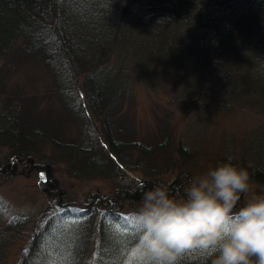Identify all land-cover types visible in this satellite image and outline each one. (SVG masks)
<instances>
[{"label":"trees","instance_id":"1","mask_svg":"<svg viewBox=\"0 0 264 264\" xmlns=\"http://www.w3.org/2000/svg\"><path fill=\"white\" fill-rule=\"evenodd\" d=\"M231 45L239 50L232 51ZM241 46H247L250 55L246 67L235 71ZM14 51L17 53L13 54ZM220 52L221 56L236 54L231 58L233 62L229 66H232L225 67L228 74L214 72V67L222 61H216ZM121 62L126 64L119 68ZM20 63L43 68L53 79L60 98L54 97L64 102L66 109L81 121L80 129L90 135L95 129L100 137L99 151L84 147L79 150L78 145L54 139L56 148L64 149L70 156L82 153L86 157L83 163L86 174L88 170L98 177L116 178L123 195L116 196L113 202L95 201L81 209L60 203L57 206L60 212L32 237L17 264H91L93 255L94 262L103 260L104 248L122 247V263L133 261L132 253L137 250L139 241L137 211L124 212L122 202L142 201L143 193L152 189L129 175L142 173L141 165L156 158L158 162H150L154 169L143 172L144 177L140 178L155 180L166 168L167 164L162 162L168 154L165 152L170 150L162 152L163 159L157 158L160 152L148 149V144L133 141L123 128L130 126L128 114L125 115L132 100L130 82L134 78L131 76L135 75L149 89H158L165 80L154 77L157 66L164 68L162 72L178 71L168 109L172 112L173 108L184 120L195 115L198 109L212 111V119L221 113H233L242 106L255 112L259 109L261 121L253 127V139H241L242 143L255 140L256 148L252 153L249 149L245 153L227 146L224 157L217 150L215 154L219 158L213 159L218 165L231 157L232 164L248 169L250 182L264 188V0H0V153L8 154L4 156L5 164L0 166V175L9 174L19 160L27 164L33 162V153L22 143V135L42 136L31 129L24 132L19 124L22 106L15 102L11 107L3 104L5 84L1 70L11 71ZM251 74L254 79L250 80L256 82L257 87L248 92L245 86L253 85L243 82L251 78ZM118 75L119 78L113 80ZM155 79L160 83L156 84ZM235 83L240 85L239 96L233 86ZM190 99L193 101L189 103ZM95 116L113 118V127L108 128L107 119L104 135H101V121L91 122ZM87 137L84 136V144L89 145L91 137ZM209 137L208 128L202 141ZM183 140L184 136L179 148L182 155L190 148ZM195 142L203 148L212 146L210 142L191 141ZM37 166L42 174L47 170L45 164L39 162ZM186 171L179 169L178 177L170 184L171 191L181 194L183 199L185 195L181 191L186 190H182L188 176ZM241 206L244 205L239 201L237 210ZM4 213L0 204V225ZM12 222L9 220V224ZM2 235L0 231V240ZM64 243L66 248L63 249ZM6 248L7 243L2 254ZM212 255V252L194 250L186 253L179 264H210Z\"/></svg>","mask_w":264,"mask_h":264},{"label":"rangeland","instance_id":"2","mask_svg":"<svg viewBox=\"0 0 264 264\" xmlns=\"http://www.w3.org/2000/svg\"><path fill=\"white\" fill-rule=\"evenodd\" d=\"M240 51V60L234 65L235 71L238 68L246 67L250 55L247 46H241ZM14 53L16 54L17 51H14ZM235 55L233 52L221 56L220 52L218 55L220 57L217 56L216 61H222L214 67V72L217 70L228 74L225 67L232 66H229V64L233 62L231 58ZM133 61L134 66L137 67L138 64L135 59ZM125 64L126 62H121L119 68L124 67ZM161 69L164 70V68L157 66L154 75L157 79L165 80L158 89H149L137 80L135 75L131 76V78H134L130 82L132 90L130 99L132 100L129 106H125L127 108L125 116L127 117L128 114L130 126L124 125L123 129L133 141L148 144V149L160 152L157 158L161 157L163 159L162 152L169 148L170 151L165 152L168 154L165 161L162 162L167 166L159 176L154 178L155 180H140L144 177L143 172H151L154 169L150 162H158L155 158V160H148V163L144 166L139 164L142 173L137 172L129 176L138 179L140 184H146L145 187L151 189L154 186H166L170 195L179 201L183 200L182 195L173 193L170 188L171 182L173 184L178 177V170L181 169L183 172L187 170L188 176L185 179V185L182 187V190H184L188 187L192 178L205 174L209 169L217 166L213 159L214 157L219 158L218 154H215L217 150L220 151L219 155L221 157L225 156L227 151L223 152L227 150V146L236 150L241 149L245 153L249 149L252 153V150L256 148L255 140L242 143L241 139L244 137L253 139L255 131L253 127L261 119L258 118L260 117L258 114L259 109L255 108L258 111L255 112L249 107L242 106L235 109L233 113H221L213 119L211 118L212 111H199L198 109L195 115H189L184 120L173 108L172 112H169L168 109V104L176 87L173 82H175L178 71L171 69L169 72H162ZM119 75L114 77L113 80L118 79ZM238 77L240 76L238 75ZM1 79L5 84L4 93L8 94L6 96L2 93L3 104L6 107H11V103L15 102L22 106L25 118L21 114L19 124L23 126L24 132L31 129L34 133L39 131L42 135L41 138H37L36 134L35 136L22 135L24 139L22 143L28 146V151L33 153V157H31L33 162L27 164V161L22 162L19 160L9 174L1 173L0 175V204L5 209L4 220L0 225V231L4 235H2L0 243L4 242L5 245L7 243L5 254H2L5 245H0V264H17L21 260L25 247L32 242V237L48 223L54 214L57 215L60 212L57 207L60 203L76 206L77 209L86 208L89 204H95V201L98 203H103L105 199L109 200L108 202L115 201L116 196L122 197L123 189L119 191V182L115 180L116 178L109 180L107 179L108 176H106L107 178L98 177L96 174L89 173L88 170L86 174L83 164L86 157L82 153H73V156H70L64 153V149L59 150L56 148L53 142L54 139L78 145L79 150L84 147L92 152L95 149L99 151L100 145H98V142L100 137L96 135V130L92 126L91 128L95 132L92 135L80 129L81 121L77 120L78 118L72 114L73 112L66 109L64 102L58 101L54 97V95L59 97L58 91L55 88L53 79L48 77L43 68L34 66L31 63H20L11 71L8 68H3ZM157 79L154 80L156 84L160 83V80ZM250 79H254L252 74L251 78H245V82H243L245 85L249 83L253 85V87L245 86L248 92L253 91L255 86L257 87V83ZM233 86L238 90L236 95L239 96L240 85L235 83ZM251 94L253 95V92ZM224 95L231 96L230 93H224ZM192 101L190 99L189 103ZM189 103H186L187 106ZM107 119V116L100 117V119L95 116L92 117L91 122L94 124L101 121L99 130L102 133ZM108 122L106 123L109 125L108 128L113 127L114 119L109 118ZM207 127L209 128L210 137L208 140L204 139L202 141L206 137V130L208 132ZM101 135H104V132ZM84 136L91 137L89 145L84 144ZM182 136H184L183 142L186 143L187 147H190V151L187 149L183 155L179 152L182 145L180 144ZM193 139L198 142L202 141L201 144L210 142L212 146L211 148L207 146V148H203L197 142L191 143ZM89 146L91 149H89ZM193 151L203 156H196ZM135 155H137V152ZM170 155L172 157L168 159ZM4 156H8V154L0 153V166L2 167L5 164ZM171 161H173V164ZM39 162L46 166L47 170L45 169L46 171H43L45 172L43 174L37 166ZM161 182L163 185H160ZM181 192L185 195V192ZM253 196H264V188L259 184L250 182V190L248 193L241 195L240 202L246 205ZM141 204L142 201L139 199L122 202L125 208L123 211L128 213L138 212ZM9 220L13 221L12 224H9ZM61 232L63 233V231ZM58 242L62 244L63 241L59 240ZM64 244L63 249L66 248V243ZM102 252L103 260L94 262L95 255H93L91 264H123V247L117 249L104 248ZM129 264H147V262L136 256Z\"/></svg>","mask_w":264,"mask_h":264},{"label":"clouds","instance_id":"3","mask_svg":"<svg viewBox=\"0 0 264 264\" xmlns=\"http://www.w3.org/2000/svg\"><path fill=\"white\" fill-rule=\"evenodd\" d=\"M231 160L192 178L183 200L166 186L143 193L135 214L139 259L179 264L195 250L212 252L210 264H264V196H253L237 210L250 190V173Z\"/></svg>","mask_w":264,"mask_h":264},{"label":"bare ground","instance_id":"4","mask_svg":"<svg viewBox=\"0 0 264 264\" xmlns=\"http://www.w3.org/2000/svg\"><path fill=\"white\" fill-rule=\"evenodd\" d=\"M131 0H127V2H130ZM129 4V3H128ZM234 39V38H233ZM230 49L232 50V51H238L239 50V48L238 47H236V46H233V45H231V47H230Z\"/></svg>","mask_w":264,"mask_h":264},{"label":"snow or ice","instance_id":"5","mask_svg":"<svg viewBox=\"0 0 264 264\" xmlns=\"http://www.w3.org/2000/svg\"><path fill=\"white\" fill-rule=\"evenodd\" d=\"M138 227V226H137ZM137 256V251H133L132 258H135Z\"/></svg>","mask_w":264,"mask_h":264}]
</instances>
